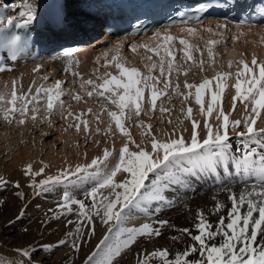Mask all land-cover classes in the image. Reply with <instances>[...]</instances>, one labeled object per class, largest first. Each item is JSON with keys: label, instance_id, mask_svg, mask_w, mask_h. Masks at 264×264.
I'll use <instances>...</instances> for the list:
<instances>
[{"label": "snow or ice", "instance_id": "1", "mask_svg": "<svg viewBox=\"0 0 264 264\" xmlns=\"http://www.w3.org/2000/svg\"><path fill=\"white\" fill-rule=\"evenodd\" d=\"M13 7L10 4L4 5V9H12ZM18 14L23 18L24 25L35 19L30 3H25V10L19 11ZM4 25L9 27L20 26L19 24L14 25L12 16L5 18L0 13V26ZM248 26L251 27V24L249 23ZM217 27H225V25H217ZM186 31L192 34L195 33L196 29L187 28ZM208 31L211 32L212 29L209 28ZM156 36H160V33H156ZM163 40L165 41L162 46L164 55H160L157 49L148 48L147 51L160 57L159 71L162 77L165 76V65L167 64V77L164 87L168 88L171 86L170 78L173 72H176L179 76L180 68L175 63L177 57L171 47L174 40L173 36L165 35ZM207 43L215 46L220 41L210 40ZM179 44L183 46L182 59L189 63V69L185 70L183 75L187 76L192 67L203 72V52L186 40L181 39ZM5 45L10 54L9 58L15 61L23 46V39L20 35H12L10 38L5 39ZM117 47L119 48V46ZM135 47L133 46V50ZM194 51L200 52L201 58L198 62L194 61ZM207 54L214 63L213 47L207 48ZM113 59H116V57ZM147 59L151 60L152 56L149 55ZM239 63L242 70L237 71L235 74V95L232 97V109L235 110L236 101L238 100L244 104L246 113L249 112V106H251V114L245 117L243 130L237 133L239 142L235 151L241 154L240 157L232 152L229 130L231 128L235 131L241 125V121H232L230 125L229 115L225 114L222 109L217 119L223 117V131L218 127L214 132L212 126L206 124L207 136L202 141L198 139L196 129L199 124L196 121H193V134L190 142H186L183 136L171 139L170 142H157L155 137L152 136V151L150 153L145 151L139 143L132 140L128 129L125 128L123 123L125 110L134 107L135 114L139 116L141 114V102L144 98V89L149 87L151 89V107L154 110L157 106V100L168 95L167 92L157 90L156 84L161 82L158 77L149 76L145 78L138 69L128 68L117 63L118 76L109 74V79L98 78L101 81L100 83H96L91 79L85 82L87 85H91L93 89L87 92L89 98L95 94L119 109V114L115 111H108V115L115 122L119 131L128 137L129 143L133 144L136 150H130L129 143H125L119 150L118 162L109 169L105 162L108 161L112 153L105 149L103 157L93 159L91 164L77 165L74 169L63 170L56 176H48L46 179L40 180L39 183L34 180L29 185L37 194H44L65 182L72 184L73 178H76L77 184L88 179L95 181L90 189L84 191L83 199L76 198L69 190L65 189L62 192L61 199L57 202L59 214L52 217L58 219L60 215H71L74 206H76L77 215L84 217L90 223L89 231L93 235L96 232L95 223L93 222L94 217H100L107 234L100 239L85 264H114L125 250L138 242V238L147 237L150 240L153 236L160 237L162 235L161 229L168 225L166 220L159 221V227H154L151 223H144L142 226L135 228H126L124 225L129 221L131 213L140 208L148 199L158 198L161 202L167 200V197L161 193V187L166 191L171 185L178 184L180 181L174 178L168 183H163L158 177L161 173L167 174L170 168L183 165L185 160L192 161L200 167L211 169L217 165L226 167L230 163L243 167L254 166L258 157L259 166L264 170V128L258 129L256 127L261 113L264 112V62L258 61L257 56L253 54L250 64L244 60ZM228 67H232L231 61ZM156 68L157 65L153 63L149 71H154ZM6 70L11 71L12 69L7 68L6 64L0 63V72ZM231 75L229 72H221L217 73L212 79L205 76L198 84L188 83L185 80L184 87L189 90L187 95L179 92L180 84L177 82L175 92L183 96L185 101L194 95L195 103L200 106V113L211 116L216 109L217 102L222 100L226 90L225 82ZM147 80H152L154 83L149 86L146 83ZM214 82L215 88L213 87ZM17 83L15 80L12 82L10 92L7 90V85L4 86V91H0V117L9 125L13 123L23 125L28 119L33 122L43 119L51 124L53 115L59 114L63 119H71L73 123H69L68 127H75L77 132L80 131L81 124L84 125L86 131L89 130L88 120L81 119L85 113L76 115L68 111V115L64 116L66 107L62 98L65 95L62 91L63 81L56 80L51 87L41 86L36 89L34 95L31 87L28 93L19 94ZM85 83L81 84V88H84ZM142 84L144 85L143 88L141 87ZM41 93H44L47 97L43 110L37 107L42 100ZM106 93H110V95H106ZM206 94H210V103L207 110H205ZM71 98L77 102L82 100V97L78 94L72 95ZM42 111L43 115H41ZM88 112L91 113L92 110L89 109ZM187 114L191 118V107H188ZM97 119L99 118L97 117ZM144 127L148 130V134L152 135L151 125ZM97 132H99V129H97ZM257 148L260 149L259 152ZM44 167H47V165ZM180 170L187 175L193 174V172L184 168ZM43 173L44 168L33 173L31 164L27 165L25 169V174L29 176H39ZM118 173L127 175L120 182H116L115 177ZM150 173H155L156 176L153 177V187L149 190L146 188L145 181ZM6 183L7 181L0 180V184ZM16 187L19 188L20 185L17 184ZM117 189L122 191H117ZM102 190H109V192L104 195ZM17 195L23 198V193L17 192ZM228 199L231 201L228 215L220 216L215 225L207 220L203 212H199L197 213L198 223L195 225L198 234H193L187 228L178 229L179 232L186 233L193 243L187 244L183 251H177L174 258H169L168 248H162L146 253L142 258L138 256V264H151L154 258H158L159 264H264V242H261L264 241V180L261 181L259 186L253 185L250 189L246 188L239 194L229 192ZM224 207L225 205L222 202L217 201L213 214L220 212ZM242 208L243 212H241ZM226 220L227 223H225ZM77 222L80 224V227L76 229L79 233L83 229V221ZM68 223H72V221H68ZM68 235H72V233L69 232ZM218 236L220 239L216 241ZM171 239L178 242L181 238L173 236ZM64 243L63 239L59 241L60 245ZM51 248L52 245H45L46 250H51ZM33 251L34 248L30 247L18 248L16 249L17 254L26 259L19 261L0 259V264H35Z\"/></svg>", "mask_w": 264, "mask_h": 264}, {"label": "bare ground", "instance_id": "2", "mask_svg": "<svg viewBox=\"0 0 264 264\" xmlns=\"http://www.w3.org/2000/svg\"><path fill=\"white\" fill-rule=\"evenodd\" d=\"M6 1L9 0H0V6L5 4ZM77 9L78 8L72 9L73 11H75L73 13L74 15L71 13L69 15L79 16V14H84L81 11H76ZM13 15H15V13H8L5 14L4 17L6 18L8 16ZM73 24L74 22H72V25ZM211 24L212 22H209L205 26L194 27L196 31L192 34L186 31L187 28L192 27L164 29L156 32L160 33V36H156L155 33L149 37L140 39L116 38L113 39L110 44L105 46L99 45V42L102 40L100 38L99 40L94 41V47L92 45H90L88 48L82 47V49L76 56L68 58L56 57L52 60L51 63H11L10 65L14 66V68L12 67L13 70L11 72H0V91H4V86L7 85V90L10 92L12 82L15 80L18 82L17 88L19 94L28 93V90L31 87L32 94L34 95L37 88L41 86L51 87L56 80H61L64 82L62 85V90L64 92H68L69 90H66L68 85H71L73 90L77 86L81 87L82 83H85L90 79L93 80V77L91 76L94 74L93 72L95 67L96 75L100 76L101 71L107 72V70L110 69L111 65L117 59H124L126 57L131 58L132 64L136 62L140 63L144 70L149 72L148 77L153 76V71L150 72L149 69H151L153 63H155L157 65V68H159L160 57L152 52L147 51V49H157L159 50L160 55H164L162 46L165 44V41L163 40V37L165 35H171L174 38L171 47L176 57L181 54L182 59L183 46L179 44V41L183 39L188 41L191 45L198 47L200 51L203 52V54L207 53L208 47H213L214 62L219 63V67L215 69L212 75L206 76L203 72L200 73L197 77L192 76V78L187 79L188 83H192V80L197 78L198 81L201 82L205 78V76L209 79H212L216 76V70L218 71V73L229 72L232 75L225 82L226 90L222 96V100L217 102L216 109L212 112L211 116L200 113V106L195 103L194 95L192 96L194 100L193 104L186 103L185 106H179L178 112L181 113L180 119L176 118L177 114L174 111L175 105L173 103L171 105L174 107L170 111V108H165V105H167L166 102H161L158 109L155 110V113L158 114V116H155V118L161 120L162 115L160 114L164 113L165 116H168V125H159L156 128V131H153V135L155 136L156 141L170 142L171 139H176L180 136H183L186 142H190V135H192L193 132V121H196L199 124V127L196 129V132L198 133V139H200L201 141L207 136V128L205 126L206 124H210L214 132L218 127L221 129V131H223V117L217 119V116L219 115V112L222 109L225 114L229 115L230 125L232 121H241V125L239 126V128H237L235 131L231 130V128L229 130V136L231 138L232 143V152L237 157H240L241 154L235 151L238 147L239 142V137L237 136V133L243 130L245 117L251 114V106H249V112L246 113L244 104L238 100L236 101L235 110L232 109V97L235 95V74L237 71L242 70L241 64L238 66L239 61H237L236 59L239 58L240 61L244 60L250 64L253 54H255L257 58L259 56H262L264 58V28L235 27L232 31H225L220 30L217 27V24ZM209 28L212 29L211 32L208 31ZM63 33V35H55L53 41L67 40L68 38L65 39L64 36L71 38V34H74L75 32H73V30L68 26L66 30L63 31ZM86 35L87 34H85V36ZM210 40L220 41V43L216 44L215 46H212L207 43ZM128 45H130L129 52L127 51ZM117 46H119V48ZM133 46H136L134 50ZM219 48H222V50H219ZM220 51H225L226 53V60L223 63H220ZM196 54L197 57H194V60L198 62L201 58L200 52L194 51L193 56ZM149 55L152 56L151 60L147 59ZM114 57H116V59H113ZM230 61L232 62L231 68L228 67ZM262 61L264 62V60ZM175 63L177 62L175 61ZM212 63L213 62L211 59V65L214 64ZM187 64L188 63L183 60L181 61V63H177L176 65H178L180 68L182 65ZM122 65L125 66V64ZM77 68H79L80 73L83 74V80L77 79ZM136 69L138 68L136 67ZM188 69L189 68H187L186 70ZM192 70L193 67L191 68V70L188 71V75L192 72ZM173 74L175 76V80L179 81L180 76H177L176 72H173ZM111 75L118 76L119 71L117 73H111ZM166 75L167 70L165 71V76ZM103 78H110V75H107ZM146 83L151 86L154 81L147 80ZM86 85L87 84L85 83V86ZM141 87L143 88L144 85L142 84ZM213 87L215 88V82L213 84ZM150 91V87L144 89V98L141 102V108L145 111L148 118L145 122L146 125H148L151 120L155 119L151 118L153 114V109L151 107ZM159 91L165 92L166 88ZM188 91L189 90H187V92ZM192 91L194 93V89ZM41 97V103L37 107L43 110L47 97L44 95V93H41ZM190 98L191 97H189V99ZM83 102L84 100H81L79 102L75 100L65 102L66 111L64 113V116L68 115V111H71L76 115H80L81 113H83ZM209 103L210 94H206L205 110H207ZM188 107L192 108L191 118H189L187 114ZM161 109H163V111H161ZM88 110L89 109L87 108L85 109V115L82 116L81 119H86ZM130 110V116H133V114H135L134 107L130 108ZM167 110H169L170 112L167 113ZM108 111V109L105 110L103 108L100 111L101 117H99V119H86L89 122V130L86 131L84 129V125L81 124L79 132L76 131L75 127H68L69 123H73L71 119H63L58 114L56 120L53 121L55 117H53V119L51 120L53 121V129H55L56 131L58 130L57 132L64 131L60 135V141H62L63 143L65 141L71 142L70 147L74 149L66 151V148L64 147V150L61 153L48 154V158L42 161L39 158L29 154V147H27L26 145H22L20 148H18L17 154L12 155L11 164L7 166L4 171L0 169V175L9 176L15 169L20 167V169H25L27 165L31 164L32 170L35 173L39 172L41 168H44L43 176H45L44 179H46L48 176L58 175L63 170H68L69 168L74 169L77 165L91 164V161L93 159L97 157H103L105 149H108L112 153L111 157L105 163L107 164V167L109 169L114 167V165L118 162L119 150L123 147L125 143H128L129 139L128 137L124 136L116 127L115 122L108 115ZM41 115H43V111L41 112ZM95 116H97V114H95ZM135 120L138 121V119ZM29 121L30 123L33 122L31 119H29ZM55 121L60 123L61 126L56 127L57 125H53ZM131 122L132 120L129 119L130 125ZM0 123L3 124V128L5 129L2 134L8 135V131L10 129L9 124L5 122L2 117H0ZM138 123L139 121L133 122L131 128H133L135 134L142 135L143 128L139 126ZM21 127L23 130L21 131L22 135H31L30 128H28L26 125H22ZM109 127L111 128L110 131ZM256 127L258 129L264 128V112L261 113V117L257 121ZM91 129L93 133L97 132V129H99V132H109V134L112 135V139L110 141L109 146L106 145V147L103 144L101 145L100 142H96L94 147L92 146V149H89L88 151L84 149L81 150L80 148H78V136H83V139L85 140V137L88 135V133H90L89 131H91ZM10 132V135H13L12 131ZM85 134L87 135L85 136ZM151 143L152 140H148L147 145L143 147L145 151H148L150 153L152 151ZM253 146L255 147V145ZM129 148L130 150H136L135 147L130 144ZM257 151L259 152L260 149L257 148ZM45 165H47V167H44ZM181 168L187 169L188 171L193 172V174L187 175L186 173L180 170ZM125 175L127 174L118 173L115 177V181L120 182ZM160 175L162 176L161 182L163 183H168L174 178L179 180L180 182L178 184L171 185L166 191L163 187H161V193L167 197V200L161 202L158 198L148 199L140 208L134 210L131 213L130 219L124 225V227L135 228L142 226L144 223H151L154 227H159V221L161 220L168 221V225L164 226L161 229L162 235L160 237L153 236L150 240L148 238L146 242H144V246L140 248L139 252H137L138 255L135 258L134 264L138 263V256L142 258L146 253H150L151 251L162 248H168L170 252L169 258H174V255L177 251H183L184 247L187 244L193 243L186 233H181L178 231V229L187 228L193 234H198L195 225L196 223H198L197 213L199 212H203V214L207 217V220L213 225H215L218 222L220 216L228 215V209L231 207V201L228 199L229 192L239 194L246 188L250 189L253 185L259 186L261 181L264 180V170H262L259 166L258 157L256 158V164L254 166L243 167L230 163L226 167L223 165H217L216 167L211 169L207 167H200L199 165L194 164L192 161L185 160L183 162V165L170 168L167 174L161 173ZM154 176H156L155 173H151L148 176L146 188L149 190L153 187L152 180ZM117 191L122 190L117 189ZM106 192H109V190H106ZM217 201L222 202L225 207L220 212L213 214V210ZM241 212H243V208L241 209ZM225 223H227V220L225 221ZM28 229L30 230L29 233L32 240L38 238L46 244L56 243L67 231L66 225L59 223H56L52 226L43 225L41 223L32 224V226L28 227ZM0 231L4 232L5 235H9L8 240L10 241L6 242V238L1 235L2 237L0 238V259H5L9 261H19L21 259H26L19 256L16 252V248L23 247L24 244L15 246V244L13 243L15 239L10 236L8 230L4 231L2 221L0 222ZM106 233V229L101 230V232L97 235L94 240L93 248H96L100 239L104 235H106ZM173 236H179L181 238L180 241H173L171 239ZM219 239L220 237L218 236L216 238V241H219ZM87 252L89 253V250ZM65 255L69 258L71 257V255H67V252L59 253L56 256L57 260L55 264H61V259ZM157 259L158 258H154L152 262H156ZM34 262L35 264H47L41 262V260H34Z\"/></svg>", "mask_w": 264, "mask_h": 264}, {"label": "rangeland", "instance_id": "3", "mask_svg": "<svg viewBox=\"0 0 264 264\" xmlns=\"http://www.w3.org/2000/svg\"><path fill=\"white\" fill-rule=\"evenodd\" d=\"M25 3H30L32 5V8L34 7V0H9L6 1L5 4L13 5L14 7L12 9H4L5 4L0 6V12L5 16V14L8 13H15L18 14L19 11L25 10ZM76 9V7H71L70 10ZM78 8V7H77ZM69 10V11H70ZM73 11V10H72ZM70 11V12H72ZM76 11H79L77 9ZM69 12V13H70ZM75 11H73L74 13ZM68 13V14H69ZM72 14V13H71ZM81 15V14H79ZM77 20V19H76ZM95 31H99L97 28ZM94 31V33H96ZM81 36V35H80ZM71 38H74L75 36H70ZM64 38H69L64 36ZM98 38H102L101 35L98 36ZM98 39V40H99ZM97 40V39H95ZM93 40L91 45L94 47V41ZM94 44V45H93ZM130 45L127 46V51L129 52ZM219 50H222V48H219ZM221 55L220 63L225 62L226 60V53L225 51L219 52ZM194 57H197V54L194 55ZM203 60H204V73L206 76H210L213 74L215 69L219 67V63L214 62L213 65H211V59L209 58L208 54H203ZM259 61L263 62L264 58L262 56L258 57ZM237 61L240 62V59L237 58ZM183 59H181V54L177 57L176 62L181 63ZM195 61V60H194ZM125 64V66L128 68H138L140 72H142L143 77H148L149 72L144 70V68L140 65V63L136 62L132 64L131 58H120L117 59L110 67L107 72L101 71V75L98 76L95 73L96 67L94 68V74L91 76L93 77V80L96 83H100L101 81L98 78H103L105 76H109V74L117 73L119 70L116 67V64ZM176 63V64H177ZM207 63V65H206ZM240 63L238 64V66ZM13 65H7V68H11L13 70ZM189 68V63L187 65H182L180 67V77L179 81L175 80L174 74L171 76V86L166 88V91L168 95L162 96L157 100V106L153 110V114L151 118H155V116H158L157 113H155V110L158 109L161 102H166L167 105H165V108H170V111L174 106L171 104L173 103L175 105V113L177 114L176 118L180 119L181 113L178 112L179 106H185L186 103L193 104V97L188 100H184L183 96L176 94L175 92V84L179 82L180 89L179 92L183 93L184 95H187V89L184 87V81L187 79L192 78V76L197 77L200 73H203L199 71L197 68L193 67V70L189 75L186 77L183 75V71ZM165 69L167 70V66L165 65ZM11 70V71H12ZM165 70V71H166ZM7 71L6 72H11ZM78 80H83V74L80 73L79 68H77ZM159 68H156L153 71V76L158 77L160 79V83L156 84L157 90L164 89V82L167 77L166 76H160ZM220 72V71H219ZM65 73V71H64ZM218 71L216 70V74ZM146 74V75H145ZM186 78V79H185ZM109 79V78H106ZM188 81V80H187ZM52 82V81H51ZM193 84H198L200 81L197 79L192 80ZM68 85V84H67ZM69 90L68 92H63L65 95L62 97L65 102L73 100L71 98L72 95L79 94L82 97V100H84V107L82 108V112H85V109H91L92 112L87 114L86 119H92V118H99L101 117L100 111L101 109H108L109 111H115L119 114V109L112 104H109L107 101L103 100L100 97H97L95 94L89 98L87 96L88 91H92V86L86 85L84 86V89L79 86L75 87L72 90V86L68 85L66 90ZM106 95H110V93H106ZM191 102V103H190ZM172 106V107H171ZM31 108V107H30ZM84 110V111H83ZM100 110V111H99ZM167 110V113L170 112ZM130 109L125 110V115L123 117V123L125 125V128L128 129L130 136L132 140H134L136 143H139L142 147H145L147 145L148 140H152L153 131H156V128L159 125H168V116H165L164 113H161L162 119H153L151 122H149L148 125H151V134H148V130L144 126H148L145 124L147 118V115L145 111L141 108V114L137 116L136 114H133V116H130ZM97 114V116H95ZM58 114H54L51 120H56ZM129 115V116H128ZM169 115V114H168ZM179 115V116H178ZM130 117V118H128ZM129 119L132 120L131 125L133 122L139 121V126L143 128L142 135H137L134 133L133 128H131V125L129 123ZM135 119H138L135 120ZM53 121H51V124L47 120L38 119L37 121L31 122L29 119L24 125H26L31 130V135H22V125L13 123L9 125V131L8 135H3L4 132L3 124L0 123V169L5 170L7 166L11 164L12 155L17 154L18 148H20L22 145H26L29 147V154L32 156H35L39 158L40 160L44 161L48 158V154L51 153H61L66 148V151H70L71 149H74L71 146V142L65 141L64 143L60 141V135L62 132H57L54 127L52 126ZM53 125H57L56 127H60L61 124L58 122H54ZM10 131H12L13 135H10ZM85 134V140L83 139V136H78V148L81 150L88 151L89 149H92V146L94 147L96 142H100L101 145L104 146L110 144V141L112 139V135L102 131V132H92ZM193 134V132H192ZM5 136V137H4ZM154 136V135H153ZM192 136V135H190ZM155 137V136H154ZM84 142V143H83ZM99 143V144H100ZM129 143V141H128ZM143 143V144H142ZM130 145H133L129 143ZM134 146V145H133ZM107 147V146H106ZM11 156V157H10ZM21 168V167H20ZM15 169L9 176H3L0 175V180L7 181L6 184H0V222L3 223L4 231L8 230L11 237L15 239L13 242L15 246L24 244L23 247H20V249L30 247L34 248L33 251V259L34 260H41L43 263L47 264H55L57 260V254L67 252V255H71V259L68 256H63L61 259V264H85L88 256L95 250L93 248V243L97 235L101 232V230L105 229V226L101 223L100 217H94V223L96 227L95 235H93L89 231L90 223L85 220L84 217H79L76 212V206H74L73 213L71 215H60L58 219H53V215H57V202L61 199L62 192L67 189L69 190L76 198L83 199L84 198V191L87 189H90L95 181L88 179L85 180L83 183H76V178H73L72 184H69L67 182L63 183L62 185H57L55 189L51 191H47L44 194H37L36 191L29 185L33 183L35 180L37 183H39L40 180H43L45 176L39 175H26L25 169ZM91 171V170H90ZM35 173V172H33ZM151 174V173H150ZM149 174V175H150ZM158 179L161 181L162 176L160 175ZM148 182V178L145 181V184ZM19 184L20 187L17 188L16 185ZM75 185V186H73ZM153 186V185H152ZM17 192L23 193V198L17 195ZM102 193L104 195H107L106 190H102ZM99 198V194H98ZM52 210V211H50ZM68 221H72V223H68ZM77 221H83V229L79 233H77L76 229L80 227V224ZM41 223L43 225L52 226L56 223L64 224L66 225L67 231L66 233L59 239L64 240L65 243L63 245L59 244V241H57L54 244H46L42 240L36 238L34 240L31 239L29 229L28 227L32 226V224H38ZM32 229V228H31ZM100 230V231H99ZM3 231V230H2ZM0 231V238L4 236L6 238V242H10L8 240L9 235H5L4 232ZM71 232L72 235H68V233ZM107 234V233H106ZM2 235V236H1ZM148 238L142 237L138 238V242L131 246L129 249L125 250L120 257L116 259L114 264H134L135 258L138 255L137 252H139L140 248L143 247ZM8 240V241H7ZM143 240V241H142ZM43 242V243H42ZM45 245H52L51 250H46ZM75 245V247H74ZM93 248V249H92ZM18 249V248H16ZM89 250V253L87 252ZM133 261V262H132ZM138 264V263H137ZM151 264H159V261L151 262Z\"/></svg>", "mask_w": 264, "mask_h": 264}]
</instances>
